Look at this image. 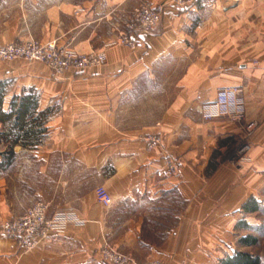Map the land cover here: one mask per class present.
Instances as JSON below:
<instances>
[{"label": "crops", "instance_id": "0c3cea01", "mask_svg": "<svg viewBox=\"0 0 264 264\" xmlns=\"http://www.w3.org/2000/svg\"><path fill=\"white\" fill-rule=\"evenodd\" d=\"M145 1L169 0H1L0 45L55 41L104 51L106 61L61 76L40 63L0 62V264H108L105 246L139 264H220L249 251L239 224L256 229L243 207L264 194V0L169 7L153 31L137 34L136 50L111 45ZM164 69L181 72L171 96L172 81L157 79ZM227 87L241 90L245 122L203 120L199 107ZM21 99L36 109L22 122L5 118ZM153 136L161 143L150 149ZM101 186L110 208L96 197ZM36 202L50 217L72 212L84 223L23 252L1 224Z\"/></svg>", "mask_w": 264, "mask_h": 264}, {"label": "built area", "instance_id": "2783aa9c", "mask_svg": "<svg viewBox=\"0 0 264 264\" xmlns=\"http://www.w3.org/2000/svg\"><path fill=\"white\" fill-rule=\"evenodd\" d=\"M193 3V0H169L164 3L146 2L137 7L126 23V28L120 33L118 40L113 44H118L136 50L141 45L137 39V34L153 31L162 21L166 10L169 7L177 9L185 8ZM24 60L28 63H40L52 70L56 76H61L71 70L84 71L101 66L106 61L104 51L81 54L73 49L59 47L55 41L43 43L39 40L31 39L25 42H14L7 45H0V62H14ZM227 92H234L241 101V104L231 109L225 100ZM201 118L205 121H212L220 118H227L232 122L243 124L246 118V102L237 87L222 88L217 91L213 100L202 104L199 109ZM254 124L246 125V140L238 149L239 161H248L247 153L250 150V143L247 141L251 135ZM150 149L161 143L159 136L150 139ZM165 164L171 175L178 172L177 162L171 158L165 159ZM96 197L106 208L113 205V198L107 188L101 186L96 189ZM75 213H57L52 217L48 215V206L43 202H36L23 215L12 220L5 221L2 232L14 238L20 243L23 252L32 251L41 242L50 238L51 235H60L71 225H82ZM102 258L108 264H139L109 246H105L100 252ZM144 264H165L161 261H152Z\"/></svg>", "mask_w": 264, "mask_h": 264}, {"label": "trees", "instance_id": "16d2710c", "mask_svg": "<svg viewBox=\"0 0 264 264\" xmlns=\"http://www.w3.org/2000/svg\"><path fill=\"white\" fill-rule=\"evenodd\" d=\"M7 94V83H0V121L2 120L1 112L2 105L4 101V97ZM36 109V103L31 99L26 101L25 99H21L18 103L16 101L12 104L11 114H4L5 118L12 119L13 116L17 115V120L22 122V118L31 114ZM11 156H14V152H10ZM260 203L255 199H251L248 201L244 207L243 211L247 214L258 213L261 211ZM241 228L247 229L251 231L253 228L248 225L246 222H241L239 224ZM259 238L247 234L245 237H242L239 240V244L241 247H254L259 244ZM220 264H263V259L261 256L252 254L247 251H236L232 256H228L221 260Z\"/></svg>", "mask_w": 264, "mask_h": 264}, {"label": "rangeland", "instance_id": "374dc122", "mask_svg": "<svg viewBox=\"0 0 264 264\" xmlns=\"http://www.w3.org/2000/svg\"><path fill=\"white\" fill-rule=\"evenodd\" d=\"M6 10H7V8L2 5V2L0 0V13H2L0 15V20H1V18H8L6 16L4 17V14H5L4 12ZM31 39H34V38H31ZM31 39H28V40H31ZM35 40H37V39H35ZM25 41H27V40H23L20 42H25ZM16 42H19V41H16ZM169 73L170 72L167 69L160 70V71H158L157 79L161 80V81H167V80L172 81L170 85H173V86L168 87L169 88L168 95L171 96V95L175 94V92H176V89H175L176 87L174 85H175V81L181 75V72H176L171 77L169 76L170 75ZM250 137H251V135L248 136V140L250 139ZM261 200L262 201L260 203V206H261L262 210L259 211L258 213L253 214L251 217H249V222L255 224L254 228H256V229H253V230L247 232L249 235H253V236L259 238L258 239L259 244L254 246V247H249V251H247V252H250L252 254H255V255H258V256H261L262 258H264V194H263ZM4 222L5 221H3L2 224ZM2 224H1V226H2ZM1 231H2V229H1Z\"/></svg>", "mask_w": 264, "mask_h": 264}, {"label": "clouds", "instance_id": "9594fccd", "mask_svg": "<svg viewBox=\"0 0 264 264\" xmlns=\"http://www.w3.org/2000/svg\"><path fill=\"white\" fill-rule=\"evenodd\" d=\"M225 100L228 107L231 109H235L241 104V101L234 92H227L225 95Z\"/></svg>", "mask_w": 264, "mask_h": 264}]
</instances>
